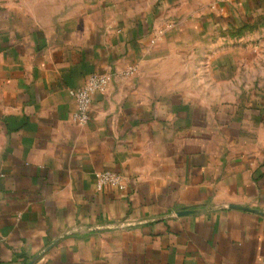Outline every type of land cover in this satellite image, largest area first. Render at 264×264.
<instances>
[{
	"label": "crops",
	"instance_id": "0c3cea01",
	"mask_svg": "<svg viewBox=\"0 0 264 264\" xmlns=\"http://www.w3.org/2000/svg\"><path fill=\"white\" fill-rule=\"evenodd\" d=\"M246 46L264 62V0H0V264H264Z\"/></svg>",
	"mask_w": 264,
	"mask_h": 264
},
{
	"label": "built area",
	"instance_id": "2783aa9c",
	"mask_svg": "<svg viewBox=\"0 0 264 264\" xmlns=\"http://www.w3.org/2000/svg\"><path fill=\"white\" fill-rule=\"evenodd\" d=\"M111 75L106 73H91L87 76L85 83L76 89H71L70 94L76 103L74 120L79 124H86L90 119V110L94 96L107 90ZM97 186H120L122 187L121 176L110 171H104L97 175Z\"/></svg>",
	"mask_w": 264,
	"mask_h": 264
},
{
	"label": "rangeland",
	"instance_id": "374dc122",
	"mask_svg": "<svg viewBox=\"0 0 264 264\" xmlns=\"http://www.w3.org/2000/svg\"><path fill=\"white\" fill-rule=\"evenodd\" d=\"M247 32V31H246ZM246 36H248V32L246 34ZM264 51H260L259 54H263ZM254 50L251 49V47H245V60L247 62V67H246V70L245 69H242L241 71H244L246 73V76L249 77V78H246V85H253V84H258L259 80H261L262 83H264V77H260L259 75L262 73V69L258 66L260 65H264V62L260 61H255L254 60ZM249 62V63H248ZM235 63L234 61V58H231V62H230V65H231V78L230 80H233L236 76V74L233 73V67H232V64ZM264 67V66H263ZM235 71V70H234ZM258 74V75H257ZM261 78V79H259ZM237 80L238 82V79H235ZM240 81L242 82L243 79L240 78ZM236 84V83H235ZM248 96V95H246ZM249 96H252V95H249Z\"/></svg>",
	"mask_w": 264,
	"mask_h": 264
}]
</instances>
